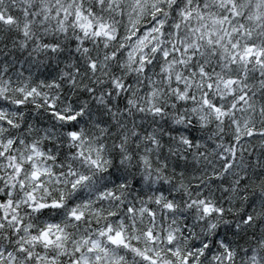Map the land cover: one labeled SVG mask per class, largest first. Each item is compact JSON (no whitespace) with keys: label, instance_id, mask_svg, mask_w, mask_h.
Segmentation results:
<instances>
[{"label":"snow or ice","instance_id":"6c2138e0","mask_svg":"<svg viewBox=\"0 0 264 264\" xmlns=\"http://www.w3.org/2000/svg\"><path fill=\"white\" fill-rule=\"evenodd\" d=\"M0 264H264V0H0Z\"/></svg>","mask_w":264,"mask_h":264}]
</instances>
